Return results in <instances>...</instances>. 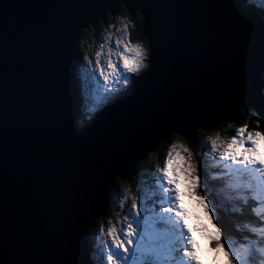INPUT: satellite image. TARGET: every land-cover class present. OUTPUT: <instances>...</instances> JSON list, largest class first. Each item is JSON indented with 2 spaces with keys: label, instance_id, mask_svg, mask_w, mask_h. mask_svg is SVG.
<instances>
[{
  "label": "snow or ice",
  "instance_id": "snow-or-ice-1",
  "mask_svg": "<svg viewBox=\"0 0 264 264\" xmlns=\"http://www.w3.org/2000/svg\"><path fill=\"white\" fill-rule=\"evenodd\" d=\"M42 7L56 10L41 30L60 44L42 100L66 122L65 149L87 161V179L58 215L27 202L10 224L7 34L10 24L36 30L13 16ZM196 7L219 10L212 36L228 47L194 48L162 77L176 60L170 47L187 43L188 22L175 10ZM0 44V264H264V0H2ZM29 66L26 58L18 79L31 80ZM142 84L153 88L140 101ZM159 103L176 112L134 133ZM117 110L118 126L92 142ZM33 115L21 110L18 122ZM44 247L54 258H36Z\"/></svg>",
  "mask_w": 264,
  "mask_h": 264
},
{
  "label": "water",
  "instance_id": "water-1",
  "mask_svg": "<svg viewBox=\"0 0 264 264\" xmlns=\"http://www.w3.org/2000/svg\"><path fill=\"white\" fill-rule=\"evenodd\" d=\"M2 2V0H0ZM19 3L46 5L63 3L66 0H16ZM145 2V0H138ZM158 3L206 5L223 3L224 0H151ZM219 10L208 8L176 9L175 17L180 21L187 20L189 32L187 43L181 51L179 47H170L169 51L176 58L174 64L162 65V77L170 72L176 63L182 62L193 54V49H203L213 53L216 49L227 48L228 42L221 36L213 39L214 20ZM56 15V10L39 8L24 9L18 16H13L16 25L21 21L36 25V30L21 31L20 27L10 24L6 41L7 64L4 69L6 87L9 96L7 152V200L9 223L15 222L22 212L24 203H37L41 212L54 217L63 211L65 200L72 197L80 186V181L87 179V161L75 154H68L65 145L69 143L66 122L62 121L53 108L42 98L47 96L46 80L56 77L58 69L56 58L59 52V41L51 33L42 31L44 25H49ZM147 15V13H146ZM158 20L167 16V10H155ZM54 32V28L52 29ZM153 41V47L156 48ZM0 44V51L4 49ZM30 60L31 80L18 79L17 71L25 59ZM161 84L163 81L161 80ZM153 85L142 84L138 98L143 101L149 95ZM21 110L34 113L31 122H18ZM121 111L109 114L98 125L92 142L105 138L121 122ZM176 112L173 105L157 104L154 109H148L132 131L139 133L143 123L162 115H172ZM44 113H51L45 119ZM19 146V147H17ZM51 227V224L48 225ZM37 259L54 258L44 247L39 249Z\"/></svg>",
  "mask_w": 264,
  "mask_h": 264
},
{
  "label": "rangeland",
  "instance_id": "rangeland-1",
  "mask_svg": "<svg viewBox=\"0 0 264 264\" xmlns=\"http://www.w3.org/2000/svg\"><path fill=\"white\" fill-rule=\"evenodd\" d=\"M117 26H119L118 23H117ZM89 92H91V88L89 89ZM126 187H127V185H126ZM185 204H186V206H188L189 208L192 207L191 205H188V204H187V201H185ZM205 251H206V250H205Z\"/></svg>",
  "mask_w": 264,
  "mask_h": 264
},
{
  "label": "trees",
  "instance_id": "trees-1",
  "mask_svg": "<svg viewBox=\"0 0 264 264\" xmlns=\"http://www.w3.org/2000/svg\"><path fill=\"white\" fill-rule=\"evenodd\" d=\"M113 22H115V18H113ZM118 23V22H117ZM139 32V29H137V33ZM161 150H163V149H161ZM209 163H211L210 161H209Z\"/></svg>",
  "mask_w": 264,
  "mask_h": 264
}]
</instances>
